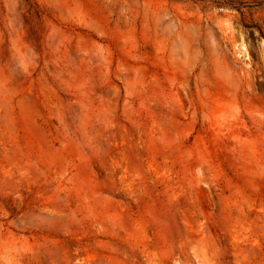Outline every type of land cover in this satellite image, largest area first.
Returning <instances> with one entry per match:
<instances>
[{
	"label": "rangeland",
	"instance_id": "374dc122",
	"mask_svg": "<svg viewBox=\"0 0 264 264\" xmlns=\"http://www.w3.org/2000/svg\"><path fill=\"white\" fill-rule=\"evenodd\" d=\"M0 264H264V0H0Z\"/></svg>",
	"mask_w": 264,
	"mask_h": 264
}]
</instances>
